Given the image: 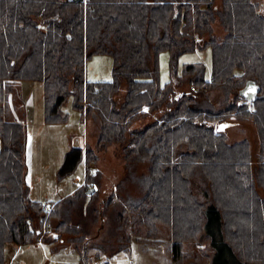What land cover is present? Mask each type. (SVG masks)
Segmentation results:
<instances>
[{
  "label": "trees",
  "instance_id": "16d2710c",
  "mask_svg": "<svg viewBox=\"0 0 264 264\" xmlns=\"http://www.w3.org/2000/svg\"><path fill=\"white\" fill-rule=\"evenodd\" d=\"M215 23L225 31L221 40ZM207 48L209 77L202 63L186 64L178 74L180 56ZM165 51L172 79L162 86L159 57ZM99 54L114 60L111 81L86 78V61ZM249 80L260 86L255 101L239 93ZM24 81L43 83L47 124L68 121L63 107L70 98L82 119L96 122L95 149L67 152L60 179L83 159L97 162V152L114 144L127 165L149 164L147 175L133 176L140 198L113 202V195L98 208L92 206L94 188L85 208L98 175L89 171L76 193L55 202L45 240L69 236L82 263L97 264L101 253L109 258L129 251L133 233L147 229L150 235L163 225L171 242L169 264H196L185 246L205 238L213 250L210 264H264V195L258 192L264 191V3L0 0V264H7L9 244H34L45 235L47 213L27 183L26 127L8 120L13 84ZM186 84L199 90L184 91ZM229 116L251 119L258 129L255 170L248 140L229 143L219 127ZM145 117L151 121L134 127ZM196 173L203 177V200L192 189ZM89 246L100 252L90 257Z\"/></svg>",
  "mask_w": 264,
  "mask_h": 264
},
{
  "label": "rangeland",
  "instance_id": "374dc122",
  "mask_svg": "<svg viewBox=\"0 0 264 264\" xmlns=\"http://www.w3.org/2000/svg\"><path fill=\"white\" fill-rule=\"evenodd\" d=\"M254 3L262 4L264 0H253ZM217 6L221 7L222 0H215ZM215 34L221 40L225 35L224 29L214 24ZM170 53L165 51L160 54V83L165 86L171 79V65ZM202 63L206 66L207 76L211 74L212 68V49L207 48L202 51L193 53H185L179 57L178 60V74L186 64ZM114 60L109 54H99L91 57L86 61V78L91 82L111 81L113 78ZM246 85V84H245ZM192 86L186 84L182 87L184 91L193 90ZM198 87V86H197ZM198 89L193 91H198ZM202 90H206L203 87ZM126 91V87H122V95ZM215 96H219L220 92H214ZM44 85L40 81H24L13 84V91L9 95V114L8 120L23 123L26 127L24 135L26 141L25 158L27 165V175L29 179L30 197L40 203H48L51 208H55V202L69 196L70 191L73 195L78 190L73 180L75 177L82 179V184L85 182L86 175L89 174L86 169L89 167L91 171H98L95 176V182L90 184V189H96L97 193L92 203L94 207H100V203L107 200L111 196H115L113 202L127 199V197L140 198L142 192L140 187L135 182L133 176L140 177L149 173V164L141 162L136 165H127L124 161L121 148L118 144L108 147L106 150L97 152L98 160L95 163H86L83 159L77 166L75 172L63 179L58 177L59 170L65 160L67 152L73 147H92L95 149L98 131L96 122L91 119H82L80 112L73 107V100L70 98L64 105L63 110L68 114V121L64 124H47L45 122V100H44ZM151 121V117L140 119L134 124V127H139ZM221 130L225 132L229 143L240 142L244 139L250 143L252 152V167L254 170L258 168L260 163V141L258 136V129L251 119H242L238 116H229L221 125ZM264 158V155H263ZM132 171L135 175L129 174ZM85 176V178H84ZM193 192L203 200V177L196 173L191 179ZM118 188V189H117ZM264 195L262 189L258 190ZM114 208V207H113ZM112 208L110 209V211ZM52 211V210H51ZM50 211V213H51ZM50 213H47V218L43 225V230L49 225V232L52 231V226L48 223ZM96 226L91 233H95ZM158 229L153 234L133 233L130 250L121 254L124 258L122 264H169L172 255L169 249V230L163 225H157ZM48 228V227H47ZM48 230V229H47ZM48 231H44V234ZM109 232H107V235ZM140 237V238H137ZM64 242L58 243L69 244V236H64ZM208 240L206 238L201 240L199 244H186L185 253L192 254L191 258L196 261V264H210L213 250L209 248ZM15 244H9L6 247L7 264H33L35 262H42L41 264H55L57 261L54 254L59 253L61 258L69 255L66 253L49 252L47 248L40 247L38 251V258H35V253L27 257L26 251L19 252V249L14 253H10L9 247ZM60 248V246H59ZM88 247V255L94 256L100 251L91 250ZM78 251V250H77ZM80 251V249H79ZM81 254V251H80ZM110 253H101L100 261L97 264H102ZM36 259V260H35ZM189 259V261H192ZM62 260V259H61ZM132 260V261H131ZM80 261V259H79ZM187 261V262H189ZM113 262V261H112ZM190 263V262H189ZM56 264H63L57 262ZM81 264H83L81 262Z\"/></svg>",
  "mask_w": 264,
  "mask_h": 264
},
{
  "label": "crops",
  "instance_id": "0c3cea01",
  "mask_svg": "<svg viewBox=\"0 0 264 264\" xmlns=\"http://www.w3.org/2000/svg\"><path fill=\"white\" fill-rule=\"evenodd\" d=\"M85 178V176H84ZM74 184L76 185V188L81 186L82 185V179H80L79 177H75L74 180H73ZM27 183L29 185V179H28V175H27ZM76 190V189H75ZM74 190V191H75ZM74 191H70L67 195H70L72 194V192ZM47 236V234L43 235L40 237V241L37 242V243H34V244H27V245H11L9 247L10 249V253H15L17 249H19V252L20 253L21 251H26L27 253V257L28 256H31L34 254V252L36 251L35 253V258H38V251L40 252V247L42 248H47L48 251L50 252H53V249H54V246H57L59 248V252H62L63 253H66V254H69V255H65L63 257L65 258H61V255L63 254H59V253H56L54 254L55 258H59V259H56L57 261H54L53 262L56 264L57 262H63V264H81L82 262V257L80 255V251H79V248L75 245V244H72V243H69V244H62V243H56V242H50L48 240H45L44 238ZM8 247V246H7ZM7 250V249H6ZM78 250V251H77ZM57 252V251H56ZM123 251L121 252H118L117 254H115L114 256L112 257H109V258H106L105 260H108L110 262V264H118L116 263L117 261L121 262V260H123L124 258L121 256V254H125L122 253ZM54 253V252H53ZM6 254H7V251H6ZM7 257V256H6ZM62 259V260H61ZM80 259V261H79ZM36 260V259H35ZM117 260V261H116ZM113 261V262H112ZM132 261V260H131ZM7 262V260H6ZM42 262H35L33 264H41ZM122 264H124V261L122 262Z\"/></svg>",
  "mask_w": 264,
  "mask_h": 264
},
{
  "label": "water",
  "instance_id": "95a60500",
  "mask_svg": "<svg viewBox=\"0 0 264 264\" xmlns=\"http://www.w3.org/2000/svg\"><path fill=\"white\" fill-rule=\"evenodd\" d=\"M259 92H260V86L256 83V81L249 80L247 81L246 85L240 90L239 93L243 99L247 101H255L259 97ZM1 149H2V142L0 140V152ZM87 193H88V198L85 203V208L90 202L91 194L93 193V190L89 189Z\"/></svg>",
  "mask_w": 264,
  "mask_h": 264
},
{
  "label": "built area",
  "instance_id": "2783aa9c",
  "mask_svg": "<svg viewBox=\"0 0 264 264\" xmlns=\"http://www.w3.org/2000/svg\"><path fill=\"white\" fill-rule=\"evenodd\" d=\"M192 89L193 90H196L198 89L197 86L193 85L192 86ZM87 171H90L91 169H89V167H87L86 169ZM43 210L46 212V213H50V211L52 210L51 206H49L48 203L44 204L43 205ZM48 227V228H47ZM48 229V230H47ZM50 228H49V225L46 226V228L44 229V231H48L49 232ZM102 264H110V262L108 260H105Z\"/></svg>",
  "mask_w": 264,
  "mask_h": 264
}]
</instances>
